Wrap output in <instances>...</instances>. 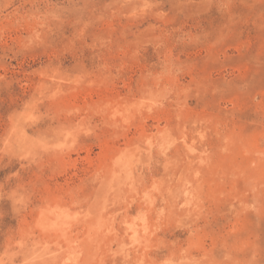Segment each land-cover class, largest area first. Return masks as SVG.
<instances>
[{
  "label": "rangeland",
  "instance_id": "rangeland-1",
  "mask_svg": "<svg viewBox=\"0 0 264 264\" xmlns=\"http://www.w3.org/2000/svg\"><path fill=\"white\" fill-rule=\"evenodd\" d=\"M0 264H264V0H0Z\"/></svg>",
  "mask_w": 264,
  "mask_h": 264
}]
</instances>
